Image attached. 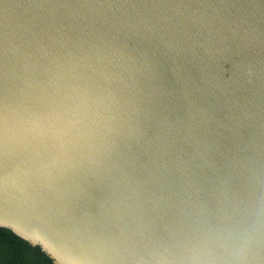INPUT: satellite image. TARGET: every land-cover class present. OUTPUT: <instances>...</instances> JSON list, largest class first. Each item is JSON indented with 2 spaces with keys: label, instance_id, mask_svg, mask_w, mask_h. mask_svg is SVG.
Here are the masks:
<instances>
[{
  "label": "water",
  "instance_id": "obj_1",
  "mask_svg": "<svg viewBox=\"0 0 264 264\" xmlns=\"http://www.w3.org/2000/svg\"><path fill=\"white\" fill-rule=\"evenodd\" d=\"M0 227L53 264H264V0H0Z\"/></svg>",
  "mask_w": 264,
  "mask_h": 264
},
{
  "label": "trees",
  "instance_id": "obj_2",
  "mask_svg": "<svg viewBox=\"0 0 264 264\" xmlns=\"http://www.w3.org/2000/svg\"><path fill=\"white\" fill-rule=\"evenodd\" d=\"M0 264H53L38 247H32L11 230L0 227Z\"/></svg>",
  "mask_w": 264,
  "mask_h": 264
}]
</instances>
